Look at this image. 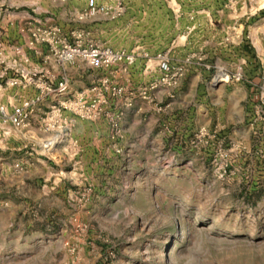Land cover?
Here are the masks:
<instances>
[{"label":"rangeland","instance_id":"obj_1","mask_svg":"<svg viewBox=\"0 0 264 264\" xmlns=\"http://www.w3.org/2000/svg\"><path fill=\"white\" fill-rule=\"evenodd\" d=\"M20 2L0 0V21L27 14L20 26L30 18L54 25L53 18L63 33L73 22L91 41L140 56L134 67L147 80L144 66L154 69L160 53L183 72L171 87L151 92L148 112L136 114L125 104L131 98L134 105L148 81L135 87L133 68L92 69L81 62L66 67L74 94L98 87L103 79L125 88L124 100H109L121 114L117 140H111L104 117L85 121H99L102 136L96 141L88 136L84 146L75 127L45 129L51 109L36 112L40 104L34 112L40 117L37 130L28 127L18 134L9 125L3 128L0 152L5 151L1 139L21 140L15 146L21 157L5 163L23 164L18 180L25 185L6 191V180H17L9 175L15 171L0 175V264H264V97L259 90L264 61L251 43L264 29L261 0H32L30 7ZM90 5L109 11L84 23L70 21ZM14 17L7 25L16 26ZM230 27L234 33L243 30L242 47L226 40L231 53L225 42L209 48L210 30L225 39ZM4 40L22 43L17 33L5 36L0 26ZM33 62L49 71L50 80L58 77L50 61ZM9 72L0 77V95L17 103L34 86L29 77ZM226 73L242 74L243 80L214 81ZM50 139L61 141L51 155L37 147ZM25 144L27 149H20ZM82 150L84 173L70 178ZM29 166L44 174L29 175Z\"/></svg>","mask_w":264,"mask_h":264},{"label":"built area","instance_id":"obj_2","mask_svg":"<svg viewBox=\"0 0 264 264\" xmlns=\"http://www.w3.org/2000/svg\"><path fill=\"white\" fill-rule=\"evenodd\" d=\"M108 11L109 8L106 6L90 5L73 14L72 19L76 23H84L98 13H107ZM116 13H120L119 8ZM12 24L9 23V25ZM7 33L9 32H5V36ZM16 33L22 38L23 46L8 44L5 40L4 42L0 41V77H5L10 69H14L16 74L29 77L34 90L30 96L25 95L17 103H10L0 95V134L7 125L21 134L30 127L31 116L38 105L48 97H52L51 120L46 124L45 129L61 127L70 132L75 127L77 120L94 121L104 117L112 129L111 140L121 138L117 129L121 114L112 108L109 100H124L125 88L103 79L98 87L72 94V92L70 93V80L66 73V67L81 62L92 69L120 67L126 70L134 66L141 57L133 52L115 51L93 42L88 39L87 33L82 29L72 28L67 33H63L60 27L43 24L41 20L35 18H30L16 30ZM32 56L37 60H43V63L48 61L53 63L58 70V77L50 80L49 71L44 73L41 65L37 62L32 63ZM144 67V72H147L149 80L147 86L140 90L138 95L140 99L145 101H151L150 94L152 91L171 87L183 72L182 67L176 66L166 54L161 53L156 56L154 69L148 65ZM37 75L40 76L37 77ZM242 80V74L230 75L226 73L219 80L214 81L226 84ZM14 85L16 83L11 84V86ZM20 86L23 90L27 88L24 83H21ZM259 88L262 98L264 97V86ZM64 98L67 99L62 100ZM127 100L125 106L129 108L132 105L131 98ZM65 112H68L71 119L64 116ZM200 134H205V130L201 129ZM60 142V140L51 141L50 139L37 145V147L40 150L44 149L45 152L43 151V153L51 155L55 146ZM20 149H27V145H23ZM22 165L18 162L8 166L3 157H0V175L8 174L9 169L16 173H22L24 171Z\"/></svg>","mask_w":264,"mask_h":264},{"label":"crops","instance_id":"obj_3","mask_svg":"<svg viewBox=\"0 0 264 264\" xmlns=\"http://www.w3.org/2000/svg\"><path fill=\"white\" fill-rule=\"evenodd\" d=\"M19 5H21L23 7H25V6L30 7L31 5H33V2H32V0H21V2L19 3ZM35 9H36L35 11H37L38 15H40L42 9L40 7H36ZM52 15L56 17L55 14L52 13ZM10 17H14V16H8L7 17V20L0 21V26L2 28H4L5 32H9L11 34L12 33H15L16 34V30L19 28L18 26H20V24L22 23V20L25 19V17H29V16H27V14H26V15H21V16L14 17L13 19L16 20L15 21V25H16L15 27H14V24L7 25V21H9L11 19ZM49 21H50L51 24L57 25V22L53 18L52 19H49ZM70 21H73V19H71ZM10 23H14V22H10ZM10 26H13V27H10ZM75 27H76V24L73 23V22L72 23L70 22V24H68V23L66 24V27H64V29L67 31L69 28L72 29V28H75ZM81 27L83 28V25ZM228 29H230V30H226L225 31L226 34L228 33V37H226L225 39H223V38L222 39H219L220 37H217V35H218L219 32H217L216 30L211 29L210 32H209V36L210 37H209V40H208L209 48L214 47L216 49V47L218 45L222 44V42L224 43L226 40H228L226 42H230L231 41V42L235 43L236 45L241 44V47H242V45H243V37H242V34L241 33H242L243 30L242 29H240V30L236 29L235 30V33H234L231 30L232 29L231 27L228 28ZM197 32H198V34L199 33L204 34V32L201 31V30H198ZM218 40H220V41H218ZM19 42H21V41H19ZM193 42L197 43L199 41H196L195 40ZM226 42H225V46H226L225 49H226V51H228V52L231 53V50L233 49V47L230 45L231 43L230 44L229 43L226 44ZM251 43H252V45L255 46V49L258 52V57L263 62L264 61L263 60L264 59V29H261V31L259 33H256L254 35L253 42H251ZM20 46H23V40H22V43H20ZM227 47L229 49H227ZM242 54L243 53L240 51V57L243 56ZM231 57H236V56L231 55ZM131 68H133L132 69V73L134 74L133 77H134V79L136 81L135 87L138 88L139 85L144 80H147V79H145L146 76L143 74V72H142V70H141L140 67H137V66L134 67L133 66ZM69 80H70V89L72 90L71 92H72V94H74V91H76V89L72 88V85L71 84L73 83V81H72V79H71L70 76H69ZM238 87H240V86H238ZM237 91H238V93L244 94V91L241 88H238ZM233 93L235 95V98L234 99L238 98L237 92L236 93L233 92ZM52 102H53V98L52 97H48L46 100H44V101H42L40 103V105L37 108V111L36 112H40L41 111L40 108L49 109ZM133 104L134 105L131 106L132 108H131L130 112L136 113V114H139L141 112H144V113L148 112V102L147 101L144 102L140 98H137L134 101ZM232 104H233V102L230 103V104L228 103L227 109H229V107H231ZM238 106H239V103L235 104L234 108L237 109ZM125 109H128V108H125ZM64 116L66 118H68V119L69 118L71 119V117L68 114V112H65L64 113ZM38 118H40V117L37 116V115H35V114H33L31 116V126H30L31 129L37 130L36 128H37L38 123H39L38 122L39 121ZM29 132H32V130L31 131L27 130L26 133L28 134ZM74 132H75L74 134L77 137V139H79L83 143V146L85 145L84 143L87 142L86 139L88 138V136L89 137L90 136L95 137L93 139L94 141H96L95 139H97L99 136H102V128H101V125H100V122L99 121H97V122H85V121L77 120L75 122ZM1 138H4V137H1ZM1 142H2V145L5 148V151L3 150V151L0 152V157H3V159L6 160L7 162L10 159H12L13 157L14 158H17V156L21 157L19 153L18 154L15 153V149H16L15 146H17L21 142V140H14L12 138H7V139H1ZM90 143H92V142H90ZM76 160H77L76 162L78 163L77 166L73 167V169L71 167L70 170H69L70 175H71V176H69L70 178L73 177L72 175H74V173H77V174H79V172L84 173V169H85V166H86V164H85L86 154H84V151L83 150H82V154H80L76 158ZM71 162H74L73 159H71ZM71 166H73L72 163H71ZM36 168H33L32 169L29 166V169L30 170L27 171L29 173V175H31V176H38V175L44 174L42 172V170L40 172L41 174H36V172L34 171V169L36 170ZM58 169L62 170V168H60V167H57V170ZM65 174H66V170H65ZM9 175L11 176V179L17 178V180L14 183H11L10 181H7L6 180V185H5L6 191H10L11 189H16V190L21 189V190H23L22 187L25 185V183H24L25 180L24 179H22L21 181L18 180V178H22L23 177L22 174H18V173L15 172L14 174L12 173V174H9ZM67 175H68V173H67ZM9 204H11V203L9 202Z\"/></svg>","mask_w":264,"mask_h":264},{"label":"bare ground","instance_id":"obj_4","mask_svg":"<svg viewBox=\"0 0 264 264\" xmlns=\"http://www.w3.org/2000/svg\"><path fill=\"white\" fill-rule=\"evenodd\" d=\"M261 6L264 7V0H261Z\"/></svg>","mask_w":264,"mask_h":264}]
</instances>
